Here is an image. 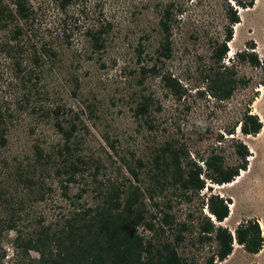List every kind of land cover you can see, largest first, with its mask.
<instances>
[{"label": "rangeland", "instance_id": "obj_1", "mask_svg": "<svg viewBox=\"0 0 264 264\" xmlns=\"http://www.w3.org/2000/svg\"><path fill=\"white\" fill-rule=\"evenodd\" d=\"M27 2L33 12L25 26L24 41L48 43L56 50V55L44 67V89L50 100L64 103L66 108L79 113L84 152L99 156L105 164L97 181L87 185L82 202H92L95 194L92 189L108 176L128 182L131 177L127 167L134 165L138 157L143 162L138 168V184L143 189L153 186L149 158L165 141H174L184 148L187 154L183 163L191 159L202 164L204 157L216 151L223 155L226 163L236 164L235 142L231 138L234 137L246 145L249 155L246 169L239 172L231 185L207 181L199 194L188 192V197L172 187L156 194L154 199L146 195L145 207L149 218L151 213L155 215L152 219L155 230L147 231L140 226L139 231L158 242L171 238L173 232V226H161L164 211L171 214L175 222L186 221L189 230L178 250L197 264H204L215 249V243L197 240L198 224L207 213L201 203L215 193L232 203L231 214L222 225L234 231L238 223L257 218L261 227L263 225L264 238L263 76L259 68L236 59L238 51L249 48L264 60V0H255L250 9H238L240 23L233 26L234 39L222 62L234 61L237 76L247 78L248 84L238 86L229 99L221 101L199 90L205 86V75L218 66L212 58V43L222 38L223 0H73L65 8L61 7L60 0ZM167 3L174 4L177 13L172 27L171 56L157 61L158 74L147 73L140 82L141 65L157 60L158 21L161 8ZM103 19L109 20L112 26L106 34V47L94 52L83 31ZM8 61L0 54V101L9 103L12 108L21 93L14 86L18 85V80ZM164 75L175 78L180 91L166 86ZM142 96L149 98V111L143 118H136L134 108ZM245 110L257 114L263 123L256 135H243L239 130ZM231 128L234 134H227ZM8 138L0 165H3V157L11 165L19 161L25 163V157L32 155V145L38 139L48 148L61 141L51 124L37 122L25 112L9 125ZM46 181L51 189L46 191L44 199L35 200L30 209L35 216L51 220L66 212L71 200L62 195L56 180L47 178ZM80 186H70L68 193L72 200ZM153 201L159 205L155 206ZM11 237L12 233L0 243L9 251L12 250ZM30 256L37 257V253L32 251ZM22 259L29 264L28 256ZM15 260L10 254L7 264H18ZM227 263L264 264V244L256 256L235 244Z\"/></svg>", "mask_w": 264, "mask_h": 264}, {"label": "trees", "instance_id": "obj_2", "mask_svg": "<svg viewBox=\"0 0 264 264\" xmlns=\"http://www.w3.org/2000/svg\"><path fill=\"white\" fill-rule=\"evenodd\" d=\"M72 1L60 0L61 7L65 8ZM223 1L225 23L222 38L212 43V58L218 66L205 75V86L199 90L220 101L229 99L238 86L246 87L248 84L247 78L237 76L234 61L225 64L222 60L234 39L233 26L240 23L238 9H250L255 0ZM32 12L27 0H0V54L9 60L12 74L18 80V85L14 86L21 93L12 108L9 103L0 101V156L9 142V125L22 112L33 116L37 122L51 124L61 141L48 148L42 146L41 140H36L32 145V155L25 157V163L19 161L11 165L6 157L1 160L0 243L12 233L9 239L12 250L0 244V264H7L10 254L18 264H27L22 259L25 256H28L29 264H197L178 250L189 230L186 221L175 222L172 215L164 211L161 226H173V232L171 238L158 242L139 231L140 226L147 231L155 230L152 221L155 215L151 213L148 217L145 197L154 199L168 187L178 189L188 197L189 193L199 194L207 181L217 185L232 183L247 167L249 151L246 145L231 137L238 158L236 164L226 163L223 155L216 151L204 157L199 164L191 159L183 163L187 154L184 148L174 141H165L149 158L153 186L143 189L138 184V168L143 165L138 157L134 165L127 167L131 177L128 182L108 176L92 189L95 193L93 201L82 202L88 191L87 185L90 181H97L105 164L99 156L84 152L83 138L79 134V113L72 112L64 103L50 100L44 89V67L56 55V50L48 43L24 41L25 26ZM176 16L174 4L167 3L161 8L157 60L141 65L140 82L147 73L158 74L157 61L171 56V35ZM111 26L109 20L103 19L84 29L83 35L94 52L106 47V34ZM236 59L239 63L259 68L264 85V60L254 50H240ZM162 78L166 86L180 91L175 78L168 75ZM148 111L149 98L142 96L134 108V116L143 118ZM262 124L257 114L245 110L239 121V130L243 135H256ZM227 134H234V128ZM109 146L114 148L112 143ZM47 178L56 180L62 195L71 200V207L51 220L42 215L35 216L30 209L35 200L44 199L46 191L51 189L47 186ZM72 184L81 185L74 200L68 193ZM153 204L159 205L157 201ZM201 204L207 213L198 224L197 240L215 243V249L205 258L204 264L224 262L235 244L252 254L262 249L264 238L257 218L238 223L232 234L227 226L222 225L231 213L230 199L211 193ZM167 206L170 208L171 205ZM32 251L37 253V257L30 256Z\"/></svg>", "mask_w": 264, "mask_h": 264}, {"label": "crops", "instance_id": "obj_3", "mask_svg": "<svg viewBox=\"0 0 264 264\" xmlns=\"http://www.w3.org/2000/svg\"><path fill=\"white\" fill-rule=\"evenodd\" d=\"M237 246H239V245L237 244ZM234 247H235V246H234ZM234 247H233V248H234ZM260 251H261V250H260ZM231 253H232V252H231ZM258 254H259V252H258L257 254H253V255L256 256V255H258ZM230 255H231V254H230ZM230 255L225 259L224 262H226V263H224V264H228L227 261H228V258H230Z\"/></svg>", "mask_w": 264, "mask_h": 264}, {"label": "bare ground", "instance_id": "obj_4", "mask_svg": "<svg viewBox=\"0 0 264 264\" xmlns=\"http://www.w3.org/2000/svg\"><path fill=\"white\" fill-rule=\"evenodd\" d=\"M237 25H239V24H237ZM229 185H231V183H230ZM231 208H232V207H231ZM230 214H231V213H230ZM228 218H229V217H228ZM228 218H227V219H228ZM227 219H226V220H227ZM226 220H225V221H226ZM262 228H263V225H262Z\"/></svg>", "mask_w": 264, "mask_h": 264}, {"label": "water", "instance_id": "obj_5", "mask_svg": "<svg viewBox=\"0 0 264 264\" xmlns=\"http://www.w3.org/2000/svg\"><path fill=\"white\" fill-rule=\"evenodd\" d=\"M210 216V215H209ZM234 231H232V234H233Z\"/></svg>", "mask_w": 264, "mask_h": 264}]
</instances>
